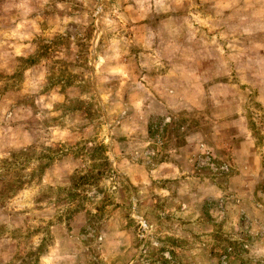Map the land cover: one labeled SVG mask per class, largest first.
I'll return each instance as SVG.
<instances>
[{"label": "rangeland", "instance_id": "374dc122", "mask_svg": "<svg viewBox=\"0 0 264 264\" xmlns=\"http://www.w3.org/2000/svg\"><path fill=\"white\" fill-rule=\"evenodd\" d=\"M0 264H264V0H0Z\"/></svg>", "mask_w": 264, "mask_h": 264}]
</instances>
